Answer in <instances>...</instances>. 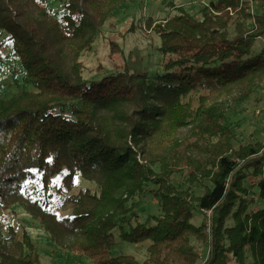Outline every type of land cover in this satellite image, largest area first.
<instances>
[{"label": "trees", "instance_id": "16d2710c", "mask_svg": "<svg viewBox=\"0 0 264 264\" xmlns=\"http://www.w3.org/2000/svg\"><path fill=\"white\" fill-rule=\"evenodd\" d=\"M126 1L65 0L56 17L48 0H0L20 88L0 98L1 208L22 206L54 244L92 264H264V143L236 147L219 100L242 103L264 81V44L254 50L264 0H211L200 19L169 2L177 14L146 21L162 56L153 77L118 68L85 80L82 53ZM78 177L93 186L73 193ZM64 193L69 212L58 216L50 204ZM147 194L159 213L140 221ZM196 212L209 213L207 225L192 223ZM115 231L148 243L144 262L113 255ZM0 264H41L28 232L0 228Z\"/></svg>", "mask_w": 264, "mask_h": 264}, {"label": "rangeland", "instance_id": "374dc122", "mask_svg": "<svg viewBox=\"0 0 264 264\" xmlns=\"http://www.w3.org/2000/svg\"><path fill=\"white\" fill-rule=\"evenodd\" d=\"M65 0H48L52 13L59 17L63 12L62 4ZM211 0H127L122 10L112 18L108 19L101 29L96 41L91 48L82 53L80 61L84 66L83 76L87 81H98L106 75L112 74L118 68L128 69L130 72H145L150 77L159 70L162 56L158 50L159 38L151 28L155 23L167 17L177 14L169 2L181 6L186 13L200 19V10ZM256 12V9H253ZM153 21L149 28L147 20ZM249 23V22H247ZM233 32V27L230 28ZM0 98H8L16 94L20 88L13 85V76H18L19 65L13 56L11 43L7 41L6 34L0 32ZM264 44V39L256 41L254 50L259 51ZM12 84V85H11ZM10 85V88L8 86ZM225 101V109L229 122L236 127L235 146L241 143H264V127L262 108L264 105V81L258 86L250 98L237 104L232 97L219 99ZM259 111V112H258ZM258 112V113H257ZM158 169L157 167L155 168ZM172 181L180 188L192 189L195 194L202 193L198 185L185 183L183 175H175ZM56 183L58 180L56 179ZM28 187L40 189L38 180L27 182ZM90 183L81 178L75 179L73 193L85 187H92ZM69 194H58L52 199L50 210L58 216L67 214L68 208L63 203ZM136 212L140 214V221H144L150 215H157L159 208L156 200L151 195H146L136 204ZM209 213H195L192 223L196 226L208 224ZM10 225L18 233L26 231L30 234L32 242L37 247L41 257V264H92L84 255L69 251L64 247L57 246L49 235L43 230L37 220L32 218L20 205H15L10 210H4L0 205V228L3 230ZM128 229L127 226H125ZM116 245L113 255H131L140 263L147 257L146 246L135 245L121 241L118 232L115 231ZM194 246L201 252V261L206 257L207 251L202 245L194 242ZM247 261L250 262V253H246Z\"/></svg>", "mask_w": 264, "mask_h": 264}, {"label": "built area", "instance_id": "2783aa9c", "mask_svg": "<svg viewBox=\"0 0 264 264\" xmlns=\"http://www.w3.org/2000/svg\"><path fill=\"white\" fill-rule=\"evenodd\" d=\"M254 8L252 7V5L250 6V9H249V12L251 13V14H253L254 13V10H253ZM259 112V111H258ZM257 112V113H258ZM262 116H263V119H264V105H263V108H262ZM263 127H264V122H263Z\"/></svg>", "mask_w": 264, "mask_h": 264}]
</instances>
